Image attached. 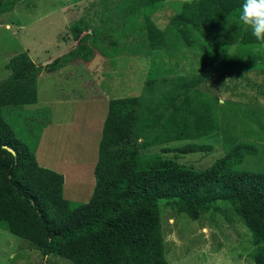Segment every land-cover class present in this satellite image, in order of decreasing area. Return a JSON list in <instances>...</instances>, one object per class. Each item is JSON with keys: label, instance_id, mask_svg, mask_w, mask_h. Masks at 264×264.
I'll return each instance as SVG.
<instances>
[{"label": "trees", "instance_id": "trees-1", "mask_svg": "<svg viewBox=\"0 0 264 264\" xmlns=\"http://www.w3.org/2000/svg\"><path fill=\"white\" fill-rule=\"evenodd\" d=\"M165 1L117 2L114 11L120 14L122 28L110 34L114 37L110 51L102 45L106 36L100 39L96 32L83 35L88 23L81 19L70 29L77 48L45 69L51 73L76 60L90 62L94 47L106 57H117L122 39L127 40L123 49L151 58L155 75L159 56L178 41L187 46L203 43L213 47L216 55L236 45L253 49L264 45L238 19L242 0L182 1L177 3L168 28L162 30L153 16ZM12 6L13 2L0 0V15ZM128 32L131 35L127 36ZM255 57L263 60L264 51L260 49ZM250 65L262 66L243 61L237 67ZM7 69L11 78L0 83V227L26 240L43 256H60L73 264H171L165 253L159 201L167 199V208L193 221L216 212L219 203L226 202L251 232L254 263L264 264V168L252 171L242 167L247 156L260 153L258 145L233 139L229 152L204 170L160 154H141L142 149L154 145L209 136L218 128L209 107L203 112L199 111L203 104L177 107V91L159 102L165 111L158 113L149 110L146 114L147 105L140 97L111 99L94 169L93 194L88 202H73L65 197L64 175L38 162L41 134L30 131L29 138L23 140L15 127L17 121L13 122L25 115V106L38 103L37 82L43 67L27 53H20L9 61ZM149 76L146 90L150 94L156 82ZM198 84L195 79L185 82L186 102ZM208 148L188 145L178 150L187 154Z\"/></svg>", "mask_w": 264, "mask_h": 264}, {"label": "rangeland", "instance_id": "rangeland-1", "mask_svg": "<svg viewBox=\"0 0 264 264\" xmlns=\"http://www.w3.org/2000/svg\"><path fill=\"white\" fill-rule=\"evenodd\" d=\"M120 0H5L13 2L11 10L0 15V83L11 78L9 61L20 53H27L37 66L43 67L38 76V104L25 106V115L13 120L20 138L27 140L29 132L39 136L37 159L41 166L53 167L65 173V197L73 202L85 203L91 198L95 185L94 169L99 156L103 125L113 98L140 97L146 114L149 110H164L160 101L177 91L174 103L209 107L216 131L196 140H178L142 149V155L160 154L179 164L204 170L224 157L231 149L232 140L259 146L257 156H247L242 167L252 171L264 168V59L255 57L264 45L253 49L233 46L218 53L203 43L187 46L180 41L167 46L158 58V73L153 74L150 57L124 48L119 42L117 57H106L94 47L92 61L76 60L55 71L45 66L77 48L70 31L75 23L84 19L88 29L96 32L104 50H109L117 31L122 28L120 14L114 7ZM166 0L154 14L157 25L166 30L170 17L180 2ZM95 4V6H93ZM131 35L130 32L127 36ZM107 39V41H105ZM132 40V37L131 39ZM129 40V44L132 41ZM205 40H203L204 42ZM202 42V40H199ZM206 42V41H205ZM133 45V44H132ZM220 50H218L219 52ZM242 59V60H241ZM251 61L259 67H237L239 62ZM155 80L153 93L146 83ZM199 81L191 89L190 102H186L184 85L187 80ZM170 91V92H169ZM153 98V99H152ZM68 103L61 108L57 120L51 121L50 107L45 104ZM169 108L167 114L173 107ZM45 109V110H42ZM46 111V112H45ZM45 112V113H43ZM68 112V115H66ZM67 118V120H64ZM67 121V122H66ZM165 123L166 117L161 120ZM70 122V124H69ZM188 145H205L202 152L181 153L178 149ZM73 167L82 169L81 177ZM53 170V169H52ZM81 171V170H80ZM81 181L79 184L78 182ZM167 199L159 201L161 209L165 253L171 264H255L251 244L252 235L234 215L231 203L220 202L214 213L204 214L193 221L186 214L166 207ZM0 264H73L60 256H43L29 243L0 227Z\"/></svg>", "mask_w": 264, "mask_h": 264}, {"label": "clouds", "instance_id": "clouds-1", "mask_svg": "<svg viewBox=\"0 0 264 264\" xmlns=\"http://www.w3.org/2000/svg\"><path fill=\"white\" fill-rule=\"evenodd\" d=\"M237 15L240 22L251 30L253 37L264 42V0H242Z\"/></svg>", "mask_w": 264, "mask_h": 264}, {"label": "crops", "instance_id": "crops-1", "mask_svg": "<svg viewBox=\"0 0 264 264\" xmlns=\"http://www.w3.org/2000/svg\"><path fill=\"white\" fill-rule=\"evenodd\" d=\"M33 105H36L37 107H42V105H39L38 103H37V104H33ZM44 107H50L51 121L54 122V123H55L54 120H57V118H58L61 114L64 115V113H65V112L63 113V110H61V108H63V107H65V109H66V107H67V108H70V107H68V103H62V101H60V102L57 103V104H51V106H48V104H45V106H43V108H44ZM42 110H45V109H42ZM67 115H68V112H66V115H65V116H67ZM64 120H67V118H64ZM67 121H68V120H67ZM67 121H66V122H67ZM69 124H70V122H69ZM48 168H49V169H53L54 171L63 174L64 177H65V173H64L63 171H60L59 169H56V168H53V167H48ZM73 169H75V171H79V172L76 173V174H77V176L81 177V173H80V172H82V169H79L78 167H73ZM80 170H81V171H80ZM65 181H66V177H65ZM80 182H81V181H79L78 184H79Z\"/></svg>", "mask_w": 264, "mask_h": 264}, {"label": "water", "instance_id": "water-1", "mask_svg": "<svg viewBox=\"0 0 264 264\" xmlns=\"http://www.w3.org/2000/svg\"><path fill=\"white\" fill-rule=\"evenodd\" d=\"M11 151H13V150H11ZM14 152V151H13Z\"/></svg>", "mask_w": 264, "mask_h": 264}]
</instances>
